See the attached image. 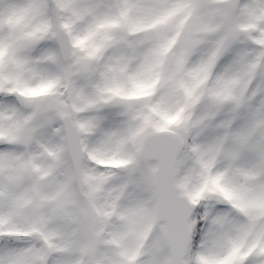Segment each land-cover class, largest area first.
Segmentation results:
<instances>
[{
	"label": "snow or ice",
	"instance_id": "1",
	"mask_svg": "<svg viewBox=\"0 0 264 264\" xmlns=\"http://www.w3.org/2000/svg\"><path fill=\"white\" fill-rule=\"evenodd\" d=\"M0 264H264V0H0Z\"/></svg>",
	"mask_w": 264,
	"mask_h": 264
}]
</instances>
